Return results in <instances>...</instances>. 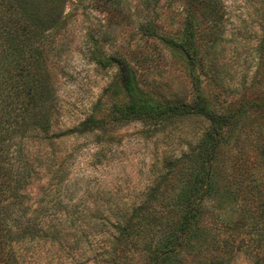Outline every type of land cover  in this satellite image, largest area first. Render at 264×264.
Masks as SVG:
<instances>
[{"label":"rangeland","instance_id":"rangeland-1","mask_svg":"<svg viewBox=\"0 0 264 264\" xmlns=\"http://www.w3.org/2000/svg\"><path fill=\"white\" fill-rule=\"evenodd\" d=\"M214 1L219 18L210 33L198 15L205 33L198 41L196 77L213 112L242 106L247 113L218 147L202 204L200 226L207 233L164 264H264V112L256 107L264 101V0ZM186 3L54 0L30 12L46 34L27 30L26 52L37 51V88L51 103L38 109L42 120L47 117V131L29 130L23 139L35 166L26 194L34 208H46L47 226L68 229L60 244L26 243L25 264H109L105 221L116 222L123 210L142 205L161 183L170 192L181 185L185 171L180 164L171 167L199 146L209 122L191 116L162 126L123 120L118 110L128 99L118 67L109 62L125 59L144 92L160 103H193L189 64L149 37L153 31L182 40ZM90 118L104 129L81 133ZM156 211L168 216L160 207ZM152 238L159 236L146 240ZM125 255L123 264H148L136 250Z\"/></svg>","mask_w":264,"mask_h":264},{"label":"trees","instance_id":"trees-1","mask_svg":"<svg viewBox=\"0 0 264 264\" xmlns=\"http://www.w3.org/2000/svg\"><path fill=\"white\" fill-rule=\"evenodd\" d=\"M46 1L54 3V0H0V264H25L22 248L26 243L60 244L59 238L68 229L64 225L47 226L42 214L46 208H34L26 194L35 166L25 152L23 139L28 138L29 130L47 131V117L42 120L38 109L51 103L47 94H41L37 88V83L41 84L37 81V51L26 52L31 45L27 30L33 31L36 27L37 35L43 31V22L30 12ZM186 6L188 15L182 40L175 41L153 31L149 37L160 39L189 64L197 93L193 103H160L144 92L137 73L125 59L116 57L109 62L118 67L128 99L127 106L118 110L123 120L162 126L191 116L203 118L210 124L199 146L171 167L177 169L180 164L185 171L177 190H161V183L147 194L142 205L123 210L116 222L105 221L108 230L103 232V237H107L105 255L112 259L109 264H123L125 254L132 250L146 256L148 264H164L207 233L200 226L202 204L211 189L218 147L247 113L242 106L229 114L210 109L203 85L196 77L200 70L198 41L205 33L198 24V15L210 33L219 18V7L214 0H187ZM23 19L26 25L23 23L19 31ZM53 25L54 21L51 28ZM256 107L264 112V101ZM103 129V122L94 118L80 126L83 134ZM262 154L264 156V146ZM157 207L168 211V216L164 218L159 214ZM151 235L159 239L146 240Z\"/></svg>","mask_w":264,"mask_h":264}]
</instances>
